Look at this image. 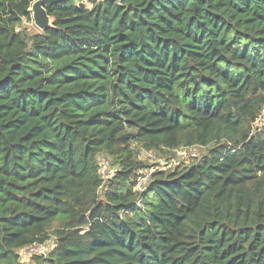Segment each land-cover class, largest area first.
<instances>
[{"label":"trees","instance_id":"16d2710c","mask_svg":"<svg viewBox=\"0 0 264 264\" xmlns=\"http://www.w3.org/2000/svg\"><path fill=\"white\" fill-rule=\"evenodd\" d=\"M34 1L0 0V264H264V0Z\"/></svg>","mask_w":264,"mask_h":264},{"label":"rangeland","instance_id":"374dc122","mask_svg":"<svg viewBox=\"0 0 264 264\" xmlns=\"http://www.w3.org/2000/svg\"><path fill=\"white\" fill-rule=\"evenodd\" d=\"M84 4L87 6V7H90V3L89 2H86L84 1ZM32 18V17H31ZM22 29L25 28L28 32H31V33H34V32H40L33 24V21L31 19L30 22H27L26 20H23L22 21ZM263 117L264 115L261 117V119H259L257 121V123L255 124V128L256 127H260L263 123ZM205 150L203 149H189V150H179V152L176 154L177 156L175 155H169L167 156L166 158H162V162L160 165H156V164H153L152 162H149L148 161V164H150V168H153V170H156V169H162V168H165V169H173L175 166H182V165H187L188 163L191 162V160L195 157H198V156H201L203 153H204ZM101 157V156H100ZM140 159L141 160H144V158L142 156H140ZM54 240L53 239H50L48 240L44 245H43V248H41V250L44 252V253H41V251H36V252H33V253H26L25 255H23V257H21V260L23 262H30L32 263L33 262V258H35L36 256H45L46 254H48V252L52 249L53 245H54Z\"/></svg>","mask_w":264,"mask_h":264},{"label":"built area","instance_id":"2783aa9c","mask_svg":"<svg viewBox=\"0 0 264 264\" xmlns=\"http://www.w3.org/2000/svg\"><path fill=\"white\" fill-rule=\"evenodd\" d=\"M142 155L148 159L150 162H152L153 164H156V165H160L161 164V160L158 159L156 156H154L153 154L149 153V152H146V151H143L142 152ZM107 167H108V161L106 160H101L100 162V173L101 174H104L107 170ZM153 168H149V169H146L145 171H143L141 173V176L139 177L138 181H137V185L135 187V189L137 191H142L145 189L147 183L149 182L150 180V176L153 172ZM41 248H43V245H34V246H30L28 248H24L22 250L19 251V256L20 258L23 257V255H25L26 253H33V252H36V251H41V253H44Z\"/></svg>","mask_w":264,"mask_h":264},{"label":"water","instance_id":"95a60500","mask_svg":"<svg viewBox=\"0 0 264 264\" xmlns=\"http://www.w3.org/2000/svg\"><path fill=\"white\" fill-rule=\"evenodd\" d=\"M66 0H35L29 12L31 13L34 26L43 32L52 27V19L47 14V9Z\"/></svg>","mask_w":264,"mask_h":264}]
</instances>
